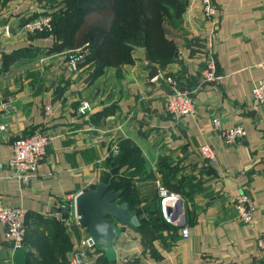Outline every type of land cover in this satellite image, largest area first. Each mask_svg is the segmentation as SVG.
I'll return each mask as SVG.
<instances>
[{
	"label": "crops",
	"instance_id": "crops-1",
	"mask_svg": "<svg viewBox=\"0 0 264 264\" xmlns=\"http://www.w3.org/2000/svg\"><path fill=\"white\" fill-rule=\"evenodd\" d=\"M215 2L221 77L203 83L209 24L199 0H190L184 28L173 36L175 62L161 67L136 47L133 63L106 67L98 76L89 63L68 69L66 50H52L53 36L19 33L64 0H0V201L28 210L21 248L4 241L0 222V264H68L70 249L88 234L77 221L75 198L101 182L112 146L123 140L142 152L140 168L119 169L134 176L141 200L131 208L141 223L115 221L118 237L107 248L95 246L93 264H264L257 242L264 232V105L252 100L254 82L264 77V0ZM6 26L17 30L6 34ZM167 75L197 100V113L186 121L166 110ZM214 118L222 128L242 124L246 140L226 145ZM36 131L50 143L24 183L10 168L13 143ZM203 144L216 151L217 161L203 158ZM163 179L183 195L187 237L184 225L154 221L161 216L157 185ZM241 193L256 208L251 225L240 221L234 205Z\"/></svg>",
	"mask_w": 264,
	"mask_h": 264
},
{
	"label": "trees",
	"instance_id": "trees-1",
	"mask_svg": "<svg viewBox=\"0 0 264 264\" xmlns=\"http://www.w3.org/2000/svg\"><path fill=\"white\" fill-rule=\"evenodd\" d=\"M189 3L190 0H64L63 5L52 12L53 30L38 32L36 36H53L52 50L55 51L88 44L90 51L81 64H92L95 76L102 74L106 67L133 63L136 47L145 48L150 62L166 67L179 56V46L167 26L182 24ZM141 164L142 152L129 140L121 141L119 153L111 151L105 162L107 169L117 167L120 170L140 168ZM133 179V175L126 177L118 173L112 177L110 188L122 189L123 199L137 208L141 199ZM161 184L170 193L183 197L171 190L165 179ZM157 188L159 194L158 185ZM157 211L161 216L155 222L172 224L161 210L160 194Z\"/></svg>",
	"mask_w": 264,
	"mask_h": 264
},
{
	"label": "built area",
	"instance_id": "built-area-1",
	"mask_svg": "<svg viewBox=\"0 0 264 264\" xmlns=\"http://www.w3.org/2000/svg\"><path fill=\"white\" fill-rule=\"evenodd\" d=\"M204 18L209 24V32L204 37L205 50L204 60L200 68L201 82L209 83L220 79L218 74L217 61L215 56V42L220 25V10L215 0H199ZM19 33L36 34L41 31L53 30V17L51 14L24 23L19 29ZM4 32L9 34V26ZM90 49L88 44L77 49L64 52L66 66L70 70H78L80 64L84 62ZM167 88L164 92L165 107L168 113L177 121H186L197 113V100L189 90L180 85L179 80L174 75H167L165 78ZM252 100L257 106L264 105V77L254 82L252 87ZM50 107L47 111L50 112ZM214 126L220 130L221 137L226 145H236L246 140L247 130L242 124H237L227 128H222L218 118L213 119ZM50 143V136L36 131L27 136L16 139L13 143V157L9 164L14 172L24 183L33 176L39 168L42 157L46 154L47 146ZM119 143L112 146V153L118 154ZM201 155L205 160L212 163L217 161L216 151L209 145L203 144L200 147ZM161 196V210L167 221L178 225H184L182 235H189V228L185 224L184 198L178 194L170 193L162 184L158 185ZM240 221L251 225L254 219L255 206L250 202V196L241 193L234 202ZM28 210L23 206L4 205L0 201V222L5 227L4 241L12 248H21L25 244L27 234ZM77 221L79 216L76 214ZM259 247L264 250V232L257 238ZM95 244L92 237L87 234L79 242L72 246L69 252L68 264H93V250Z\"/></svg>",
	"mask_w": 264,
	"mask_h": 264
},
{
	"label": "water",
	"instance_id": "water-1",
	"mask_svg": "<svg viewBox=\"0 0 264 264\" xmlns=\"http://www.w3.org/2000/svg\"><path fill=\"white\" fill-rule=\"evenodd\" d=\"M16 30L9 26V34ZM118 173L119 168H110L101 182L80 192L74 202L80 224L86 228L95 246L100 248L109 247L118 237L120 230L115 221L133 225L141 223L136 209L123 199V190L110 188L112 177Z\"/></svg>",
	"mask_w": 264,
	"mask_h": 264
},
{
	"label": "rangeland",
	"instance_id": "rangeland-1",
	"mask_svg": "<svg viewBox=\"0 0 264 264\" xmlns=\"http://www.w3.org/2000/svg\"><path fill=\"white\" fill-rule=\"evenodd\" d=\"M189 6V5H188ZM188 11V7L186 12ZM186 12L183 13V21L182 24L180 26L177 27H173L171 25H168L167 28L169 29V34L171 35V37L175 36V32L178 34L182 31V28H184V19H185V15ZM178 37H182V36H178ZM175 39V37H173ZM178 44V43H177ZM144 48V47H143ZM145 49V48H144ZM67 51V50H66Z\"/></svg>",
	"mask_w": 264,
	"mask_h": 264
}]
</instances>
